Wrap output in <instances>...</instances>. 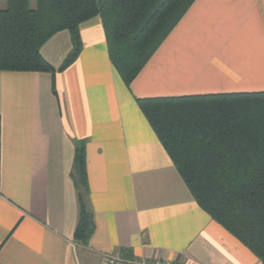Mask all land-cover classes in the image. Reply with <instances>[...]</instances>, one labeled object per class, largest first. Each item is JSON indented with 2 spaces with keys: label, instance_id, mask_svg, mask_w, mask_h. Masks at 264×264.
I'll list each match as a JSON object with an SVG mask.
<instances>
[{
  "label": "crops",
  "instance_id": "1",
  "mask_svg": "<svg viewBox=\"0 0 264 264\" xmlns=\"http://www.w3.org/2000/svg\"><path fill=\"white\" fill-rule=\"evenodd\" d=\"M79 34L78 56L53 76L0 71V264H261L198 206L136 99L264 92V0H194L129 85L100 17ZM70 49L61 30L40 54L57 69ZM80 142L94 223L85 245L73 238Z\"/></svg>",
  "mask_w": 264,
  "mask_h": 264
},
{
  "label": "trees",
  "instance_id": "2",
  "mask_svg": "<svg viewBox=\"0 0 264 264\" xmlns=\"http://www.w3.org/2000/svg\"><path fill=\"white\" fill-rule=\"evenodd\" d=\"M194 0H6L0 9V71H63L81 50L80 23L99 16L109 59L129 85ZM67 30L71 49L57 69L40 54ZM54 91V87L52 86ZM198 206L264 264V92L136 99ZM72 178L79 215L73 238L94 230L85 147H75Z\"/></svg>",
  "mask_w": 264,
  "mask_h": 264
},
{
  "label": "built area",
  "instance_id": "3",
  "mask_svg": "<svg viewBox=\"0 0 264 264\" xmlns=\"http://www.w3.org/2000/svg\"><path fill=\"white\" fill-rule=\"evenodd\" d=\"M105 264H174L168 259H141L140 261L124 259L116 254H103Z\"/></svg>",
  "mask_w": 264,
  "mask_h": 264
},
{
  "label": "rangeland",
  "instance_id": "4",
  "mask_svg": "<svg viewBox=\"0 0 264 264\" xmlns=\"http://www.w3.org/2000/svg\"><path fill=\"white\" fill-rule=\"evenodd\" d=\"M34 5H35V0H29V6L32 8V7H34ZM0 6H2L0 8H4L5 4L4 5H0Z\"/></svg>",
  "mask_w": 264,
  "mask_h": 264
}]
</instances>
